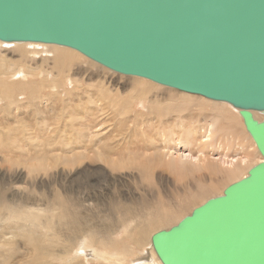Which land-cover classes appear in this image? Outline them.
Returning a JSON list of instances; mask_svg holds the SVG:
<instances>
[{"label":"bare ground","instance_id":"6f19581e","mask_svg":"<svg viewBox=\"0 0 264 264\" xmlns=\"http://www.w3.org/2000/svg\"><path fill=\"white\" fill-rule=\"evenodd\" d=\"M76 60L90 69L108 70L115 75L72 49L0 41V98L3 97L0 105H4L0 106V114L5 120L2 124L4 130L0 131V152L19 159L15 161L4 156L0 164V264H98L105 258L111 259L109 264H162L152 246V237L177 226L208 200L222 196L228 186L247 177L253 167L264 162V158L239 111H234L237 115L230 112L229 108L233 107L228 103L166 87L167 90H163V86L151 81L124 75H120V80L135 85L130 96L121 102L113 92L112 96L108 94L111 90L108 88L105 96L111 100V113L115 112L117 118L120 115L125 117L117 119L116 128L138 124L137 131L130 132V135L124 133L122 137L127 142L133 136L142 135V139L134 149L122 147L124 143L112 140L110 130L105 132L108 126L100 115L105 108L102 103L105 97L98 96V91L79 93L83 86L80 88L82 82L78 77L81 72ZM20 63L26 66L21 67ZM43 65H51L48 69L53 72L44 69ZM91 76L94 77L90 75L89 81L93 79ZM18 82L30 85L21 86ZM137 86L142 87L141 90ZM150 91L173 98H165L167 96L164 95L151 99ZM21 96L25 97L24 102ZM135 97L141 98L144 105H154L149 110L150 114L135 110ZM202 103L231 114L230 117L220 115L219 120H229L228 128L232 130L231 118L239 115L251 147L258 154L256 163L249 160L248 151L241 146L244 158L216 162L213 143L218 131L205 119L206 116L203 125L197 126L199 114L189 115L194 109L193 104ZM28 105L35 106V109L27 108ZM22 106H26L23 116L20 115ZM183 110L188 114L187 118L183 117L185 120L164 121L166 116L163 113L176 114ZM253 115L258 122L264 121V112H253ZM35 116L42 119L33 125ZM63 124L68 138L60 137ZM26 128L30 131L25 135ZM219 128L227 129L224 124ZM42 134L49 139H84V145L78 147L79 140H75L69 144L72 156L63 159L57 154L46 153L40 164H29L23 155L11 154L10 148L16 139H39ZM219 156L230 159L223 153ZM242 164H245V169L239 166ZM98 167L105 173V182L114 189L118 186L125 188L126 185L130 188L127 192L120 190L112 198L106 196L108 200L101 205L111 209L101 211L105 214L99 217L98 194L101 191L94 189L98 185V177L88 179L90 187L85 190L62 186L63 181L70 179L68 174L72 179L76 178L73 179L76 182L86 174L98 176ZM229 169L234 172L226 174ZM130 172H136L138 176L130 175ZM124 173V177L119 176ZM163 175L168 177L167 182ZM129 182L137 186L139 193L132 190ZM91 185L93 190L87 191L92 189ZM176 186H181L182 190H176ZM109 188L101 190L109 192ZM183 192H187V204L192 205L186 210L182 201H177L181 210L174 211L175 197ZM198 200L202 202L200 205ZM98 220H102L98 225L91 224Z\"/></svg>","mask_w":264,"mask_h":264},{"label":"water","instance_id":"95a60500","mask_svg":"<svg viewBox=\"0 0 264 264\" xmlns=\"http://www.w3.org/2000/svg\"><path fill=\"white\" fill-rule=\"evenodd\" d=\"M0 41L226 102L264 158V0H0ZM152 246L162 264H264V162Z\"/></svg>","mask_w":264,"mask_h":264},{"label":"rangeland","instance_id":"374dc122","mask_svg":"<svg viewBox=\"0 0 264 264\" xmlns=\"http://www.w3.org/2000/svg\"><path fill=\"white\" fill-rule=\"evenodd\" d=\"M31 50L32 49L30 48L29 51L31 52ZM29 55L27 54V56H29ZM16 60H18V59H16ZM36 60L41 61L39 59H36ZM76 63L79 65L78 66L79 71L81 72L80 73L81 75L78 77V79L81 80V82H82V83H80L81 84L80 88L83 86V88H81V90H79V93H83L85 91H90V92L95 93L98 91V96H101V97L104 96L105 97L104 102H102V103H104L105 108L103 107V112L100 114L101 118H102L101 120L104 121V123L106 122V126H108V130L105 132L108 133V131L110 130L109 133H112V136H113L112 140L124 143L122 147H124V146L130 147L131 146L130 148H132V149L138 147L140 145L138 143L139 142L138 140L142 139V135L133 136L132 139H130V142H127L126 139L124 137H122V136H125L124 133H126L127 135H130V132L137 131L135 128L138 126V124H136L134 126H133V124H130L128 126H125L124 128H116L117 119L118 118L119 119H125V117L120 115L117 118L115 112L111 113V111L109 110L110 106H111V100L105 96V94L107 93L106 88H108V89L113 90V91L110 90V93H108V94H111V96H112V92H113V95L117 96L119 98V101L123 102L124 98L130 96V94H131L130 90L135 88V85H129V82H128V84H126L127 81L120 80V75L117 73H115V75H114L112 73H109L108 70H106V72H105V71H102L100 69H90L86 64L82 63L79 60H76ZM20 66L24 67L26 65H25V63H20ZM49 67H51V65H43L44 69H47L48 71L53 72L51 69H48ZM86 70H88L89 72L86 73ZM54 74H56V73L54 72ZM90 75H94V77L91 76V78H93L91 81H89V79H88V77H90ZM72 77H74V76H72ZM124 77H126V76H124ZM121 78H122V76H121ZM109 81L111 84L109 83ZM113 82L115 83V85ZM116 83H118V84H116ZM17 84H19L21 86L30 85L29 83H23V82H18ZM75 86H77V85H75ZM137 88L141 90L142 87L137 86ZM163 90H167V89H165V87H163ZM115 94H117V95H115ZM164 95H165V93L161 94L160 92H157V91H152V92L150 91V97H149V95H148V97L151 99H154V98H157L158 96H161V98L167 96V95H165V96ZM168 97L173 98L170 95H168L165 98H168ZM0 99H3V97H1ZM133 100L135 101V102H133L134 106H135V110L138 112H143V113L147 114V113H149L150 108L151 109L154 108V105H148V104L144 105L141 98L138 99V97H135V98H133ZM21 101L22 102L25 101L24 96H21ZM102 101H103V99H102ZM0 104H3V102H1ZM4 104H6V102H4ZM0 106L3 107L4 105H0ZM192 106L194 109L192 110L191 113H189V115H193V114H197V113L199 114V117L197 118V124H196L197 126H202L205 119H207L208 122L212 123L211 125H213V128L218 131L217 132L218 135H216L214 137L215 142L213 143L216 146V153L215 154H216V159H218L216 162H221V161L231 162L233 158L235 159V157L244 158V155L241 153L239 146H241L242 148H244L245 150L248 151V154H249L248 156H249L250 161H255V163L258 161V154L251 147V140L249 139L248 134H245L247 132H245V130L242 126V123H241L242 119H240L239 115L238 116L234 115L235 117L231 118V122H232L233 127H234V130H232L231 128H228L229 120H226L223 122L219 120L220 115L230 117L231 114H228L227 112H224L223 110H217V109L209 108V107L205 106V104H203V103L200 105L193 104ZM22 107H23L22 113L20 114L21 116L24 115L23 112H25L24 108L26 106H22ZM29 107H33V109H35V106L28 105L27 108H29ZM232 109L229 108L230 112H234L235 110H237V109H233V110ZM236 112H234V113L237 115ZM109 113L112 114L111 119H110ZM154 113H156V111H154ZM151 114L153 115V112H151ZM171 114H172V116H171ZM171 114L163 113V115L166 116L164 121L168 122V119L169 120L173 119V120H178V121H179V119H181L183 121L188 116V114L184 110L181 113H176V114L171 113ZM3 116H5V115H3ZM204 116H206L205 119H204ZM183 117H186V118H183ZM3 118L4 117H2V114H0V131L1 132H3V130H4V127L2 124L5 123V120ZM41 119H42L41 117L35 116L34 118H32V124L36 125L37 123L41 122ZM14 122H16V121H14ZM222 124L226 125L227 129L221 130L219 128V126H221ZM126 129H128V130L125 131ZM28 131H30V130L27 128L24 130V132H26L25 135L27 134ZM64 132H65V128H64V124H63L62 129L60 131V135H61L60 137L68 138L66 135H69V134L64 133ZM121 132H122V134L120 136L119 134ZM21 136H22V134H21ZM0 140H2V139H0ZM75 140H79L78 141L79 145H77L78 147H81L84 145V139H83V141H82V139H49V137L47 135L42 134L41 136L39 135V139H37V138L35 139L32 137H30V139H20V140L16 139L13 147L10 148V151H11V154H14L16 156L23 155L24 156L23 158L26 161H28L29 164H40L41 160L44 158V155L46 153L50 154V155H56L57 154V155L61 156L63 159L66 156H68V157L72 156L73 151H72L71 146H69V144H71ZM55 149H57V151H55ZM82 150L84 152V149H82ZM80 151H81V149H80ZM74 153H75V151H74ZM222 153L225 154L226 156H229L230 159H227L225 157H220L219 155ZM4 156H6L8 159L12 158L15 161H19V159L16 157H11L8 154L0 152V164L2 163L1 159H3ZM33 158H37V160H32ZM222 159H225V160H222ZM60 162H62V161H60ZM226 166L227 165H225V167ZM239 166H241L242 169L246 168L245 164H242ZM14 167L24 169V167L19 166V165H15ZM12 169H15V168H12ZM60 169L62 170L63 168H60ZM70 170L71 169H66V171H70ZM58 171L60 172V170H58ZM232 172H234V171L231 169L225 171L226 174H229ZM103 174H105V173H103V171H101V169L98 167V176L94 175V173L86 174V175L82 176L78 182H76L73 180L76 178L72 179L70 174H68L70 179H68V181L67 180L63 181V183H62V186H72V187H76L79 190H82L81 188H83L85 190L88 187H90V184L87 182V180L88 179L91 180L92 178L98 177V185H96L94 188V189H98L99 191H101L100 192L101 194L100 193L98 194V213H99L98 217L105 214V213H100L101 211L111 209L110 206L107 207L106 205L105 206L101 205L102 203H105V201L108 200V199H106L107 198L106 196H109L110 198H112L113 195H116L118 192H121V191L127 192L128 191L127 189H130L127 185L125 188L118 186V189H114L113 187L110 186L109 183L105 182L106 177ZM135 174H136V172H130V175L135 176ZM60 175H63V173L60 172ZM125 175L126 174L124 173V174H121L119 176L124 177ZM136 176H138V173L136 174ZM169 177H171V176H169ZM163 178H164V181L167 182L168 177L166 175L165 176L163 175ZM186 179H188V178H186ZM229 181H228V183H229ZM152 182L155 186L156 184H155L154 180ZM170 182H172L171 179H170ZM85 183H86V185H85ZM129 184H131V186L133 187L132 190L136 189L137 186L135 184H133L131 182H129ZM222 184H224V183H222ZM22 185H24V184L22 183ZM123 185H125V184L123 183ZM209 185H211V184H209ZM214 185L217 186V184H214ZM91 187H92V189H88L87 191L93 190L92 185H91ZM101 188H105V189L109 188L108 189L109 192L104 191L105 189H102L103 190L102 191ZM181 188H182L181 186H176V190H178V191L182 190ZM135 191H137V193H139V191L137 189ZM185 193L184 192L180 193V195H177V197L174 196L175 197L174 205H173V203H171V205H173L172 208L174 209V211L181 210V208H178L179 203L177 201H182L183 206L185 207L186 210L192 205V204L191 205L187 204V202L185 201V199L188 197L187 192H185ZM197 202H198V205H200L202 203L201 200H198ZM194 203H196V201ZM63 204L66 206V208H68L69 205L67 203L64 202ZM184 207H182V208H184ZM169 215H172L174 218L176 217V215L171 214V213H169ZM100 221H102V220L92 221L91 224L98 225V223ZM165 221H167V220H163V222H165ZM166 224L167 223H165V225ZM117 227H120V226L117 225ZM119 235L120 234H118V236ZM103 260H104L103 262L98 263V264H109V261H111V259H106V258Z\"/></svg>","mask_w":264,"mask_h":264}]
</instances>
